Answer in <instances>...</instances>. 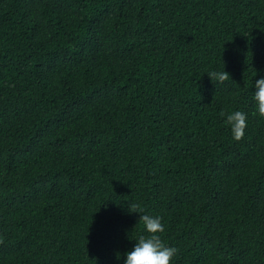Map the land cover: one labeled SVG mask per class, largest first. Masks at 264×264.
Listing matches in <instances>:
<instances>
[{"label":"trees","instance_id":"trees-1","mask_svg":"<svg viewBox=\"0 0 264 264\" xmlns=\"http://www.w3.org/2000/svg\"><path fill=\"white\" fill-rule=\"evenodd\" d=\"M260 76L264 0H0V264H264Z\"/></svg>","mask_w":264,"mask_h":264},{"label":"clouds","instance_id":"clouds-1","mask_svg":"<svg viewBox=\"0 0 264 264\" xmlns=\"http://www.w3.org/2000/svg\"><path fill=\"white\" fill-rule=\"evenodd\" d=\"M205 73L213 83L222 84L230 78L229 73L225 70L224 63L222 70H211ZM250 87L255 89V91H252L255 112L260 117H264V76H260L254 82L251 80ZM220 116L224 118V123L229 127L232 139L241 140L247 128V113L241 110L222 111ZM127 211L139 214L143 231L148 235L137 234L133 238L132 247L123 254V264H173L178 249L174 246H168L162 240V234L165 232L162 218L159 215L152 216L144 213L139 204H132L127 207ZM116 258L119 260L120 255L116 254Z\"/></svg>","mask_w":264,"mask_h":264}]
</instances>
